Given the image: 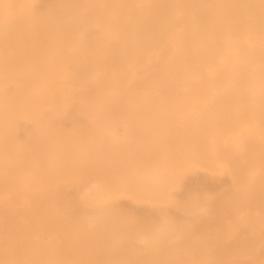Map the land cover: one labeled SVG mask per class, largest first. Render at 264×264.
<instances>
[{
  "label": "bare ground",
  "instance_id": "6f19581e",
  "mask_svg": "<svg viewBox=\"0 0 264 264\" xmlns=\"http://www.w3.org/2000/svg\"><path fill=\"white\" fill-rule=\"evenodd\" d=\"M0 264H264V0H0Z\"/></svg>",
  "mask_w": 264,
  "mask_h": 264
}]
</instances>
